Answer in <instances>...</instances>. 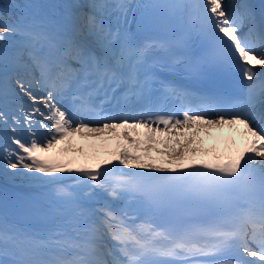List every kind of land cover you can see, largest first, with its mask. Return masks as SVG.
<instances>
[{
    "label": "snow or ice",
    "instance_id": "obj_1",
    "mask_svg": "<svg viewBox=\"0 0 264 264\" xmlns=\"http://www.w3.org/2000/svg\"><path fill=\"white\" fill-rule=\"evenodd\" d=\"M12 7L0 181L33 191L43 227L0 213V264H264V5ZM162 19L172 35L138 38ZM181 68L187 85L162 75ZM225 70L242 95L205 87Z\"/></svg>",
    "mask_w": 264,
    "mask_h": 264
},
{
    "label": "rangeland",
    "instance_id": "obj_2",
    "mask_svg": "<svg viewBox=\"0 0 264 264\" xmlns=\"http://www.w3.org/2000/svg\"><path fill=\"white\" fill-rule=\"evenodd\" d=\"M33 3H35V0H29V4ZM44 135L45 133H43V136ZM208 143L211 142L208 141ZM19 184L20 183H18V181L15 184L11 182L4 184L2 181H0V207H2L8 216L14 218L15 221H19L17 225L21 226L24 220L23 217L27 216L26 212L31 208H37V206L30 205L25 207V209H17L23 202L29 201L31 199V195L25 192V190H23Z\"/></svg>",
    "mask_w": 264,
    "mask_h": 264
},
{
    "label": "bare ground",
    "instance_id": "obj_3",
    "mask_svg": "<svg viewBox=\"0 0 264 264\" xmlns=\"http://www.w3.org/2000/svg\"><path fill=\"white\" fill-rule=\"evenodd\" d=\"M62 3H69V2H71V0H66V1H61ZM68 183H71V181H67ZM26 190H27V192H29V193H33V191L31 190V189H29V188H25ZM31 195V200L29 201L30 202V205H32L33 204V202H35L33 199H32V196H33V194H30ZM36 203V202H35ZM25 205H27V204H25ZM36 206L38 207V205H37V203H36ZM21 208H23L24 206L22 205V206H20ZM36 208H31L30 210L32 211L30 214H29V217L28 218H26V220H28L29 222H33V223H36L38 226H40V227H43V225L40 223V222H38L36 219H35V216H34V210H35ZM36 228V227H35Z\"/></svg>",
    "mask_w": 264,
    "mask_h": 264
},
{
    "label": "trees",
    "instance_id": "obj_4",
    "mask_svg": "<svg viewBox=\"0 0 264 264\" xmlns=\"http://www.w3.org/2000/svg\"><path fill=\"white\" fill-rule=\"evenodd\" d=\"M8 0H0L1 4H7ZM17 18V15L15 13H12L11 18H9L8 16L5 15V12L3 10H0V26L4 25V24H8L11 25V19L15 20ZM14 39H10L11 41H15L18 39V37H12Z\"/></svg>",
    "mask_w": 264,
    "mask_h": 264
}]
</instances>
